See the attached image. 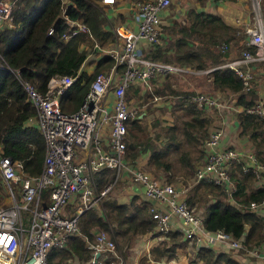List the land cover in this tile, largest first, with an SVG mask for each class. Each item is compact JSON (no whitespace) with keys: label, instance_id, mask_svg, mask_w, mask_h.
<instances>
[{"label":"built area","instance_id":"obj_1","mask_svg":"<svg viewBox=\"0 0 264 264\" xmlns=\"http://www.w3.org/2000/svg\"><path fill=\"white\" fill-rule=\"evenodd\" d=\"M173 1L133 0V25L116 24L113 42L105 46L93 44V50L108 55L112 64L94 76L77 109L65 111L60 101L78 74L51 76L44 93L29 82H22L27 99L37 111L35 123L45 140V155L42 170L36 175L25 173L20 161L0 155V177L9 198L7 204H0V264H48V251L53 247H65L69 235L80 233L79 216L98 207L107 194H112L116 183L125 180L122 177L140 187L141 196L150 202L149 212L158 233L155 239L179 231L196 250L201 246H215L217 248L213 249L217 252L245 250L243 237L234 238L226 231H209L204 227L203 215L188 202L187 186L157 179L125 160L127 122L144 115L126 95L127 87L139 83L140 90L148 91L154 85L152 78L172 75L171 86L187 90L184 86L189 84L177 76L210 75L215 68L195 70L144 56L145 45L157 41L161 33V12ZM62 2L66 7L67 0ZM102 2L113 3L114 0ZM15 3V0H0V30L6 24L10 25ZM259 9V0H256L251 20L244 29L246 45H253L254 50L247 48L241 57L218 65L233 68L242 79L244 89L251 85L254 63H264V15ZM68 23L71 30L64 34L66 37L89 32L79 20H68ZM51 31L50 28L48 32ZM142 39L145 44L140 46ZM220 49L227 51V43H222ZM4 67L0 60V68ZM190 92L191 99L199 106L235 112L244 110L241 105L224 104L220 97L212 96L210 92ZM154 98L160 99L156 95ZM247 111L264 116V105L261 108L256 104ZM223 137L221 125L204 140L205 155L194 167V182L207 180L223 185L236 206H245L244 209L255 212L264 210V198L248 204L238 203L233 197L236 187L231 178L232 167L239 163L243 171H251L256 182L264 185V164L251 151L223 143ZM102 168H109L115 174L111 182L97 189L93 175ZM88 246L92 250L89 264H103L106 253L113 256L111 264H125L122 253L116 250L105 230L97 231ZM246 252L255 253L256 249Z\"/></svg>","mask_w":264,"mask_h":264},{"label":"trees","instance_id":"obj_2","mask_svg":"<svg viewBox=\"0 0 264 264\" xmlns=\"http://www.w3.org/2000/svg\"><path fill=\"white\" fill-rule=\"evenodd\" d=\"M66 3V7H63L62 0H17L13 6L10 25H5L0 31V60L5 64L4 68H0V155L20 161L23 171L29 175L39 174L42 170L45 140L35 123L36 108L27 99L22 82L27 81L44 93L51 76L78 74L76 81L63 94L60 101L63 110L72 111L80 106L94 76L105 66L109 68L112 64V59L101 53L102 56L99 57L92 73L81 69L82 63L90 53L89 48L93 51L95 42L105 46L115 40L114 29L110 24L120 22L121 18L118 17L113 22L108 21L101 0H67ZM68 20L83 22L89 32H79L70 37L64 36L71 30ZM184 20L188 25H183L178 30L181 33L180 36L174 37L175 34L171 32V28L169 35L161 32L157 41L145 45L144 56L153 60L161 58L166 61L171 60V57L167 55L171 53L175 62L170 63L195 70L207 68L209 66L207 59L210 60L211 66H216L222 57L225 59L228 56V51L220 49L216 52L215 41L204 46L202 50L192 49L189 44L190 33L199 28L206 27L213 40H217L218 35H221L220 32L215 33V28L222 29L224 33L231 30V26L220 14L191 8L187 10L182 22ZM50 28L52 31L49 33ZM241 39L242 37L240 45H243ZM247 48L254 50L253 45ZM212 82L218 91L227 90L236 93L233 103L244 108L243 111H236L238 135L246 136L253 142L256 156L264 164L262 151L264 117L247 111V108H252L254 105L256 91L250 89L251 97L248 98L242 91V79L230 67L215 68L212 71ZM130 85L127 90L131 87ZM134 90L139 91V97H142L140 89ZM170 93L176 98L180 108L190 117L182 121L179 132H177V126H169L168 134L164 136L165 140L160 147L147 146L149 154L146 163L158 171L172 168L168 160L171 150L178 151V160L182 168H192L189 151L181 149V145L184 141L199 144V141L208 135V125L212 121V118H206L203 115L209 108L205 105L199 106L193 101L192 92L170 90ZM67 101L71 102L70 110H67ZM172 110H174L173 106ZM224 114H226L225 110ZM142 129L137 119L128 120L125 135V160L131 163L135 162L142 151V146L147 142L141 141L137 134L133 133V130L142 131ZM237 168L243 176L252 177V172L243 171L239 163L232 167L231 174L236 181L234 199L240 204L263 199L264 186H257L247 191L244 182L247 178H235L234 172ZM114 174L115 172L109 168L97 171L93 175L97 189L111 182ZM188 194L190 205L196 206L199 201L205 202L203 225L207 230H223L234 238L243 237V244L247 247L256 246L263 240L264 218L258 212L232 203L225 186L200 180L188 189ZM43 197L46 198V193ZM208 197L212 199H207ZM100 206V210L91 208L79 216L80 233L69 235L65 247L51 248L47 255L48 264H74L72 261L74 258L81 264H89L92 250L88 244L93 241L95 233L99 230L109 232L111 239L114 243L116 242V250L122 255L123 251L119 248L131 247L138 235L150 233L154 237L158 236L154 230L155 222L151 218L150 202L147 199L133 194L128 200L120 201L113 195L112 197L107 195ZM180 240L181 234L168 232L151 245L149 255H153L155 259H170L175 254V248L182 246L183 242ZM196 253L201 257L204 256V264H240L228 253L217 252L211 247L201 246ZM122 257L124 259V255ZM144 257L138 260V264ZM110 262L107 260L106 264H111Z\"/></svg>","mask_w":264,"mask_h":264},{"label":"rangeland","instance_id":"obj_3","mask_svg":"<svg viewBox=\"0 0 264 264\" xmlns=\"http://www.w3.org/2000/svg\"><path fill=\"white\" fill-rule=\"evenodd\" d=\"M241 1L244 4H248L250 6L251 10H249V15L251 18L253 15V12H254V5L256 3V0H241ZM186 6H187L186 11H182V12L179 11L178 14L172 16L174 13L173 12L172 14H169L164 19L165 22L163 21V26L161 29V32H163V34L165 33V34L169 35L170 34L169 29L171 28L170 29L171 32L173 34H175L174 37L180 36L181 33L178 30L183 25H188V23H186V20H184V22H182V20L185 18L187 10H189L193 5L190 2H186ZM208 6L210 7V5H208ZM259 6H260L259 11L261 12L262 15H264V0H259ZM179 8H181V5H179L176 9L179 10ZM198 8L203 9V10H207V7L205 5L199 6ZM228 13L231 15H234L231 12H228ZM225 20L231 26V30H228L227 33H224L222 29L215 28L216 29L215 33L216 32L221 33V35H218L219 38L217 40L212 39V35H211L210 31L206 30V27L205 28H199L195 32H191L190 33V42H189V44L191 46L190 48L195 49V50H202L204 46L211 44L212 42L215 41L214 43L216 45L214 48L217 52V50H220V45L222 43H227L228 52H229L228 56L225 59H223V57H222L220 63H223L225 60H228V59H235V58L241 57L242 52H244L247 49V45H245V44L240 45V38L244 34L243 25L230 23V20L227 18H225ZM166 31H168V32L166 33ZM88 52L93 53L91 48H89ZM167 55H169L171 57L170 58L171 60L165 61L164 59H161V58H158L155 60H160V61H165V62H175L174 58L172 57L173 54L169 53ZM207 60H208L207 63H209V66L207 68H211L213 65L211 66L209 59H207ZM256 66L259 69L253 70V78L251 79V82H250L251 85H250L249 89L242 88V91L245 93V95L248 98H250L251 97L250 89L251 90L254 89L256 91V99L254 101L253 106H255L257 104L261 108H263V105H264V63L258 62V63H256ZM104 68H106V66ZM104 68L101 71H106L108 69V68H106V69H104ZM207 68H205V69H207ZM260 71L262 72V74H260ZM89 73H92V71H90ZM199 76H201V77H199ZM158 78L160 80L156 81V79H158ZM177 78L185 80V83L189 84V86H184V87L188 88L187 90L182 89V88H180V89L173 88L171 86V80L173 79L172 75H167V76L159 75L157 78L151 79V80H153L154 86L150 90H148V92H146L145 89L140 90V94H142V97H139V91L136 92L134 90L136 88L140 89L139 83L130 85L131 87L128 88V90L126 91V95L128 92V95H127L128 98L133 99V103L135 105H138L139 108L141 110H143V112H144V115L140 119H137L138 122H140L141 126L143 127L142 131L133 130V133H136L141 141H143V142L147 141L142 146V152L147 150L148 145L151 146L149 148L160 147L162 145V142L165 140L164 136L166 134H168V127L169 126H177L178 127L177 132H179L180 128L182 127V121L184 119L190 117V115L185 110H182L180 108V106L177 104L176 98L170 93V90H180V91H184V92H190V91H194V92L201 91V92H208V93L210 92V94L212 96L220 97V100L224 104H234L233 101H234V99H236V93L230 92L227 90H220V91L216 90L214 88V84L212 82V72L210 73V75L209 74H202V75H198V76H180L179 75V76H177ZM149 91H151V92H149ZM155 95L159 96L160 99H155L154 98ZM66 105L68 107V109L67 108L66 109L70 110L71 102L67 101ZM172 106H173L174 110H172ZM225 113L227 114V119L229 118V121H232V118L234 119L236 117L235 111L227 110V111H225ZM203 115L206 116V118H208V117L212 118V121L208 125V135H210L211 132H213L215 129H217L218 127L221 126L220 119L224 116V110H219L218 108H209V109L205 110V113H203ZM262 117H264V116H262ZM129 127H130V125H129ZM129 127H128V129H129ZM226 131H228V130L226 129ZM226 131H224V132H226ZM230 133L231 134L229 136V142L228 143L231 144L230 146H232V144L234 145V143H235V142H232V140L235 141V133H233V132H230ZM208 135H206L202 140H200L199 144H195L194 142L184 141L181 145V149L189 151V158H190L191 163H192V168H188V167L182 168L181 163L178 160V154L179 153L176 150H171V152L168 155V160L171 162V165H172V168L170 170L158 171L155 168L148 166L147 165L148 163H146L145 165L141 164V165H139V167H141L145 171L149 172L153 177H155L157 179H162L168 183H172L175 185L177 183L183 184V182H184L183 185L187 186L188 189H190L193 184L198 183V182H194V180H193V173H194L193 164H194V167H196L197 165H199L200 161L203 159V157L205 155L204 140L207 138ZM243 137H246V136H243ZM128 138H129V135H128ZM246 138L248 139V137H246ZM248 141L250 144L249 151H251L255 155V157L257 158L256 153H255L256 149H255L253 142L250 141L249 139H248ZM262 151L264 154V147L262 148ZM257 160H259V158H257ZM261 163L263 164V162H261ZM234 174L236 176L235 178H241V179L247 178L244 181L245 185L247 187V189H246L247 191H251V190L255 189L257 186H264V185H259L256 182V178L253 175H252V177L243 176V174L241 172H239L238 168H237V171L234 172ZM233 177L234 176L231 174V178L233 180V183L236 184L235 183L236 181ZM125 184H130L128 178H125V180H123V181H118L116 183V185L114 186L112 193H113L114 189L116 192L118 187L125 185ZM109 194H107L108 197L109 196L112 197V195L111 194L109 195ZM113 196L116 197V195H113ZM103 199H102V201L99 202L98 207L95 208L96 210L101 209L100 205L103 203ZM207 199H212V198L208 197ZM8 202H9V198L7 196V193H6V188L3 185V183H1V186H0V204H7ZM203 204H205L204 201H199L196 205V209L202 215H203ZM105 232L109 235L108 231H105ZM109 237H110V235H109ZM129 248H125V247L119 248L123 251L124 258H126L127 262H129L128 261L129 255L131 254V252L129 251ZM241 250H243V249H241ZM104 256L105 257L103 259V264H106L107 260H111V258H113V256L110 253H106V255H104ZM72 261L74 264H81V262H79V260H77L75 258L72 259Z\"/></svg>","mask_w":264,"mask_h":264},{"label":"crops","instance_id":"obj_4","mask_svg":"<svg viewBox=\"0 0 264 264\" xmlns=\"http://www.w3.org/2000/svg\"><path fill=\"white\" fill-rule=\"evenodd\" d=\"M17 0H15L16 2ZM133 0H114L113 3H101L105 7V11L108 17V21L113 22L116 18L120 17L121 21L118 23L110 24V26H114L116 24H130L133 25V19H132V10H131V3ZM186 2L192 3V7L197 10H203L198 8L199 6L205 5L207 7V10H204L206 12H215L221 15V17L225 20V18L230 20V23L235 24H242L243 29L246 28V26L249 24L251 18L249 15L250 6L248 4H244L241 0H230L222 3L215 2L213 0H175L173 1L167 9L161 12L162 15V22L164 19L169 15L172 14L176 15L182 11H186ZM181 5V8L177 10L176 8ZM210 5V7L208 6ZM190 8V9H191ZM228 12L233 13L234 15L229 14ZM226 21V20H225ZM165 22V21H164ZM227 22V21H226ZM9 25V24H6ZM1 31V30H0ZM242 43L243 45H246V35L245 33L242 36ZM145 44V40H141L139 45L143 46ZM101 53L96 51L92 54H89L88 57H86L85 61L81 65L82 70H86L88 72L92 71L99 59L101 57ZM254 70L259 69L256 66V63H254L253 66ZM262 69V68H261ZM260 69V70H261ZM260 74L262 72L260 71ZM198 76V75H196ZM201 77V76H199ZM236 116V115H235ZM220 124L223 126L224 131L226 129L228 131L224 132V137L222 139L223 143L229 144V136L230 132L235 133V141L232 140V142H235L234 146L235 148L241 149V150H249L250 144L246 137L239 136L238 131V122L236 120V117L232 121H229V118L227 119V114H225L220 119ZM105 140V138H103ZM231 145V144H230ZM149 151L146 150L144 152L141 151L138 158L135 160V162H132L133 165L139 166L141 164H146L147 158H148ZM125 179L126 177H122ZM138 188L135 185L131 184H125L117 188V191L115 192V189L112 193V195H116V198L120 201H126L130 197V195L137 194L140 197L141 193L138 190ZM119 191V192H118ZM144 198V197H142ZM145 199V198H144ZM260 215L264 218V210H261ZM178 232L179 231H173ZM244 239V238H243ZM157 239H155L154 236H152L150 233L141 234L136 237L133 244L129 248V251L131 254L129 255V262H127L126 258H124L125 264H138V260L142 257V262H139V264H204V256L201 257L197 252V250L187 241L184 239V237L181 234V242H183L182 246L176 247L174 251V256L170 259L161 258V259H155L153 258V255H149V250L151 248V245L156 242ZM245 250H238V251H220V252H226L232 257L234 260L239 262L240 264H264V237L260 244L253 246V247H247ZM213 248H217L215 246H212ZM256 249L255 253L246 252L247 250ZM216 251V250H215ZM230 252V253H229ZM258 253V254H257ZM158 260V261H157ZM171 261V262H170Z\"/></svg>","mask_w":264,"mask_h":264},{"label":"clouds","instance_id":"obj_5","mask_svg":"<svg viewBox=\"0 0 264 264\" xmlns=\"http://www.w3.org/2000/svg\"><path fill=\"white\" fill-rule=\"evenodd\" d=\"M95 51H96V50H93L92 52H95ZM227 51H228V50H227ZM90 53H91V52H90ZM91 54H92V53H91ZM228 60H230V59H228ZM225 61H227V60H225ZM220 64H222V63H220ZM220 64H218V65H220ZM218 65H216V66H212V67L217 68ZM218 67H222V66H218ZM223 67H227V66H223ZM215 68H214V69H215ZM204 69H205V68H204ZM214 69H213V70H214ZM213 70H212V71H213ZM212 71H211V72H212ZM237 106H238V104H237ZM224 110H225V109H224ZM224 115H225V114H224ZM0 182L2 183V181H1V177H0Z\"/></svg>","mask_w":264,"mask_h":264}]
</instances>
